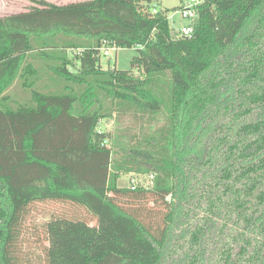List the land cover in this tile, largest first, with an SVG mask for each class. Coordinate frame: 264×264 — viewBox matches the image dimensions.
<instances>
[{
	"label": "trees",
	"instance_id": "1",
	"mask_svg": "<svg viewBox=\"0 0 264 264\" xmlns=\"http://www.w3.org/2000/svg\"><path fill=\"white\" fill-rule=\"evenodd\" d=\"M151 1L0 16V264H264V0H204L190 37ZM46 201L89 216L52 215L32 259Z\"/></svg>",
	"mask_w": 264,
	"mask_h": 264
},
{
	"label": "rangeland",
	"instance_id": "2",
	"mask_svg": "<svg viewBox=\"0 0 264 264\" xmlns=\"http://www.w3.org/2000/svg\"><path fill=\"white\" fill-rule=\"evenodd\" d=\"M42 1L46 4H65L78 0H0V15L27 11L33 7H40ZM181 4L182 0H152L148 3L149 9L151 10L154 7L157 10H168L169 24L173 32H178L179 28L188 22V20L183 18L178 11ZM136 54V47H118L111 51L110 57L101 55L99 61L103 68L116 67L117 69L128 70L131 69L130 59ZM112 126V118L102 121V128L111 130ZM134 182L147 183L148 178L143 175L128 173L123 174L119 179V184L122 186H128ZM59 214L66 216L75 215L84 218L89 216V214L81 208L73 207L68 203L57 201L37 203L35 208L33 207V210L26 218L23 227L22 243L20 244L21 248L25 250L32 259H36L37 255L41 254L44 245L47 244V241L44 239V230L42 227L43 222L48 220L52 215Z\"/></svg>",
	"mask_w": 264,
	"mask_h": 264
},
{
	"label": "built area",
	"instance_id": "3",
	"mask_svg": "<svg viewBox=\"0 0 264 264\" xmlns=\"http://www.w3.org/2000/svg\"><path fill=\"white\" fill-rule=\"evenodd\" d=\"M204 0H184L182 1L181 6L179 7L178 11L180 15L187 19L188 22L183 24L180 28L178 33L182 34L184 36L190 37L193 32V22L198 16V5L201 4ZM152 12H157V9L154 7L152 9ZM118 47L112 43L109 42L106 39H103L98 46V58H100L101 55L105 57H110L111 51L117 49ZM100 62V61H99Z\"/></svg>",
	"mask_w": 264,
	"mask_h": 264
},
{
	"label": "crops",
	"instance_id": "4",
	"mask_svg": "<svg viewBox=\"0 0 264 264\" xmlns=\"http://www.w3.org/2000/svg\"><path fill=\"white\" fill-rule=\"evenodd\" d=\"M9 14H12V13H8V14H6V15H9ZM0 16H3V15H0Z\"/></svg>",
	"mask_w": 264,
	"mask_h": 264
}]
</instances>
